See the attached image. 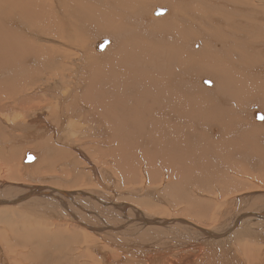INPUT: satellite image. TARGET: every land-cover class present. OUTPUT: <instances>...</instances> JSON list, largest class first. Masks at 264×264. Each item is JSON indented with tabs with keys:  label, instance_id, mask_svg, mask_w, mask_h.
Listing matches in <instances>:
<instances>
[{
	"label": "bare ground",
	"instance_id": "1",
	"mask_svg": "<svg viewBox=\"0 0 264 264\" xmlns=\"http://www.w3.org/2000/svg\"><path fill=\"white\" fill-rule=\"evenodd\" d=\"M263 47L264 0H0V264H264Z\"/></svg>",
	"mask_w": 264,
	"mask_h": 264
},
{
	"label": "rangeland",
	"instance_id": "2",
	"mask_svg": "<svg viewBox=\"0 0 264 264\" xmlns=\"http://www.w3.org/2000/svg\"><path fill=\"white\" fill-rule=\"evenodd\" d=\"M166 1V0H165ZM144 3H146V2H144ZM163 14H165V13H163ZM157 17V16H156ZM29 32V31H28ZM105 32V31H104ZM104 32H101V33H104ZM26 36L27 37H29L30 35H28L27 33H26ZM101 37V36H100ZM99 37V38H100ZM38 40V39H37ZM38 41H40V40H38ZM110 45V42L108 43V46ZM63 46H65V45H63ZM65 47H67V46H65ZM67 48H69V47H67ZM259 52H262V51H264V48H262L261 50H258ZM149 73H150V71H149ZM116 79L115 78H112V79H110L108 82L111 84V90L112 91H114L115 90V88L112 86V84L114 83V81H115ZM171 98V97H170ZM172 99V98H171ZM172 100H174V99H172ZM175 102V101H174ZM180 108H181V110L182 109H184L181 105L179 106ZM153 109H154V112H153V115L152 116H154V118H162L161 116V114H162V110L160 109V108H158V107H153ZM116 111H117V109H116ZM147 120H149V118H147ZM162 120L163 121H165V117H163L162 118ZM129 129L131 130V132H134V131H136L137 130V132H138V135H139V137H143V134H142V132L140 131V130H138V129H136V127H135V125L133 124V123H131L130 124V126H129ZM210 131H211V133H212V135H216L217 134V127H210ZM34 143V142H33ZM33 143H27L26 145H23V144H21V145H19V146H21L20 147V149L22 150V152L23 151H27V150H31V145L33 144ZM155 143H159L158 142V140H156V139H154V138H149L148 139V142H147V144H144L143 142H141V143H136V147H135V150H134V153L136 154V155H138V153H139V151L140 150H146L147 152H148V154L149 155H152L153 154V152H154V150L156 149V147L155 146H153V151H150V148H151V146H152V144H155ZM48 146H51L52 145V143H48L47 144ZM109 145V144H108ZM108 145H100V147H99V145L98 144H96V143H87V142H84V146H85V151L87 152V153H89V154H91L96 160H102V161H104L105 163H104V165H106L107 167L108 166H112L113 165V162H112V158H109V157H103V158H101V152H102V150L103 149H105V148H107V146ZM4 148H1L0 149V151H4L3 150ZM33 149V148H32ZM5 150H7V148L5 147ZM35 150V149H34ZM32 151V150H31ZM35 151H37L38 152V150H35ZM35 151H32L33 153H36ZM21 155H23L22 153H21ZM18 157H19V161H21L22 160V158L20 157V153L18 154ZM23 157V156H22ZM5 160V158L3 159V161ZM32 161V160H31ZM37 162H38V159L36 160ZM34 164V163H33ZM33 164H31L30 165V167H29V169L30 168H33L34 166H33ZM17 166H19V167H21V169H23L24 167H23V163L21 162H19V165L18 164H16ZM1 167H4L5 169L7 168L6 167V165L5 164H3V163H0V168ZM116 169V168H115ZM117 170V169H116ZM117 172H118V170H117ZM49 174H53V173H49ZM93 174V169L91 168V166L90 165H84L83 166V171L82 172H80L78 175H76V177H81V176H91ZM49 176H52V175H49ZM57 176H59V175H57ZM22 177H23V179H24V181L23 182H26V183H29V182H31V181H33L34 180V177L35 176H28V177H24L23 175H22ZM60 177V176H59ZM64 177L66 178L67 176L66 175H64ZM68 178V177H67ZM71 178V177H70ZM70 178H68V179H61L62 181H63V184L62 185H65V187H67L66 185L68 184V185H71V184H69V182H72V181H69L70 180ZM28 180V181H27ZM169 179H167V181H168ZM23 184H25V183H23ZM54 185H56V184H54ZM90 184H86V185H82L84 188L86 187V186H89ZM88 188H91V187H88ZM197 192V191H196ZM198 197H200V198H202V197H205L206 196V194L205 193H203L202 191H199L198 190ZM1 196V195H0ZM164 202H167L166 200H163ZM159 204V203H158ZM157 204V205H158ZM159 206H160V208L162 207V205L161 204H159ZM2 210H4V208L2 209ZM164 211H166V209L164 208L163 209ZM182 214H185V211H184V209H183V207H182ZM7 216V215H6ZM5 216V217H6ZM213 221H215V220H213ZM210 222H212V221H210ZM210 222H207V223H210ZM219 222V221H218ZM13 226H19V224H13ZM43 227V226H42ZM8 233H9V236H8V238L10 237V233H12L11 232V229H12V225H9L8 226ZM0 232H2V230L0 229ZM51 239L52 240H54V237L53 236H51ZM247 239V238H246ZM248 240V239H247ZM250 241L248 240V241H239L238 240V243L240 244V246H238V245H236V247L239 249V251H240V249H243V248H248L249 247V245H248V243H249ZM51 242H48V244H50ZM53 243H55V244H57L56 242H53ZM253 247H254V244L252 243V248L248 251V255L250 256V258H251V261H254V259H255V254H254V249H253ZM14 249H16V251L17 252H20V251H23V252H25L26 250L25 249H23V250H21V247L20 246H18V245H14V247H13ZM65 248H67V247H61V248H59V251L58 252H61V250H63V249H65ZM85 248V246H83L82 247V249H84ZM53 253V252H52ZM80 254V251L78 250L77 251V255H79ZM48 256H46L45 258H47ZM79 263L81 264V263H87V264H90V262H88V261H86V259H80L79 260ZM248 264H250V263H248Z\"/></svg>",
	"mask_w": 264,
	"mask_h": 264
},
{
	"label": "water",
	"instance_id": "3",
	"mask_svg": "<svg viewBox=\"0 0 264 264\" xmlns=\"http://www.w3.org/2000/svg\"><path fill=\"white\" fill-rule=\"evenodd\" d=\"M100 48V47H99ZM27 159V158H26ZM28 196V195H32V192H24V194L23 195H21V196H23L24 198H25V196ZM21 198V197H20Z\"/></svg>",
	"mask_w": 264,
	"mask_h": 264
},
{
	"label": "crops",
	"instance_id": "4",
	"mask_svg": "<svg viewBox=\"0 0 264 264\" xmlns=\"http://www.w3.org/2000/svg\"><path fill=\"white\" fill-rule=\"evenodd\" d=\"M264 48V47H263ZM210 79V78H209ZM212 81V79H210ZM212 127H217V126H212Z\"/></svg>",
	"mask_w": 264,
	"mask_h": 264
}]
</instances>
